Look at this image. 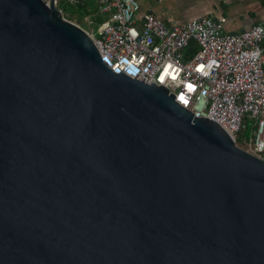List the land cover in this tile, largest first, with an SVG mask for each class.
Here are the masks:
<instances>
[{
    "label": "water",
    "instance_id": "water-1",
    "mask_svg": "<svg viewBox=\"0 0 264 264\" xmlns=\"http://www.w3.org/2000/svg\"><path fill=\"white\" fill-rule=\"evenodd\" d=\"M0 264H264V160L0 0Z\"/></svg>",
    "mask_w": 264,
    "mask_h": 264
},
{
    "label": "built area",
    "instance_id": "built-area-1",
    "mask_svg": "<svg viewBox=\"0 0 264 264\" xmlns=\"http://www.w3.org/2000/svg\"><path fill=\"white\" fill-rule=\"evenodd\" d=\"M41 1L58 9L59 0ZM94 2L100 20L87 16L82 29L109 70L161 85L192 117L216 122L264 160V24L227 34L222 19L168 26L149 11L139 14L138 0ZM245 126H251L247 137Z\"/></svg>",
    "mask_w": 264,
    "mask_h": 264
},
{
    "label": "crops",
    "instance_id": "crops-1",
    "mask_svg": "<svg viewBox=\"0 0 264 264\" xmlns=\"http://www.w3.org/2000/svg\"><path fill=\"white\" fill-rule=\"evenodd\" d=\"M138 5L139 14L149 11L168 26L207 16L222 19L224 33L236 34L264 24V0H138Z\"/></svg>",
    "mask_w": 264,
    "mask_h": 264
},
{
    "label": "trees",
    "instance_id": "trees-1",
    "mask_svg": "<svg viewBox=\"0 0 264 264\" xmlns=\"http://www.w3.org/2000/svg\"><path fill=\"white\" fill-rule=\"evenodd\" d=\"M71 6L67 10H63L62 14L66 17V19L73 21L81 28H84L85 22L84 17L89 16V18L100 20V16L95 14V5L92 7H88L86 5L85 0H73L69 3ZM264 72V65H263ZM251 126H245V128L241 131V135L247 137L249 135V131Z\"/></svg>",
    "mask_w": 264,
    "mask_h": 264
},
{
    "label": "rangeland",
    "instance_id": "rangeland-1",
    "mask_svg": "<svg viewBox=\"0 0 264 264\" xmlns=\"http://www.w3.org/2000/svg\"><path fill=\"white\" fill-rule=\"evenodd\" d=\"M85 2H86V5H87L88 7H92V6L95 5L94 0H85ZM70 6H71V5L69 4V2H68L67 0H59V2H58V4H57L58 9H60L62 12H63V10L65 11V10L69 9ZM70 21H71V20H70ZM71 22H73V21H71ZM73 23H74V22H73Z\"/></svg>",
    "mask_w": 264,
    "mask_h": 264
}]
</instances>
